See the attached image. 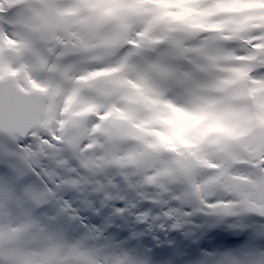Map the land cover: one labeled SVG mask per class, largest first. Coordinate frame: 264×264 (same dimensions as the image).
<instances>
[{"label":"rangeland","instance_id":"obj_1","mask_svg":"<svg viewBox=\"0 0 264 264\" xmlns=\"http://www.w3.org/2000/svg\"><path fill=\"white\" fill-rule=\"evenodd\" d=\"M0 9V79L45 95L29 139L21 144L15 135H0L1 261L15 264L5 251L17 258L35 251L39 257H28V264H53L60 251L63 261L89 264L69 251L83 253L85 236L110 239L72 226L53 233L41 212L51 206L24 188L14 186L8 195L6 168L37 190L43 181L32 177L33 169L50 180L59 177L76 193L94 194L101 183L114 189L118 179L122 193L139 188L157 201H183L188 194L201 216L226 213L225 231L246 234L253 221L264 229V71L256 67L264 61V0H0ZM114 24L111 36L103 33ZM194 112L204 118L195 119ZM233 161L254 167L231 168ZM221 175L236 178V186ZM209 198L215 203L202 207ZM258 230L250 229L243 243L251 264H264V240L249 245ZM177 236L182 245L200 240L181 230ZM112 239L122 244L123 238ZM93 250L95 261L101 256ZM225 251L237 249L218 253ZM143 259L136 260L147 264Z\"/></svg>","mask_w":264,"mask_h":264},{"label":"snow or ice","instance_id":"obj_2","mask_svg":"<svg viewBox=\"0 0 264 264\" xmlns=\"http://www.w3.org/2000/svg\"><path fill=\"white\" fill-rule=\"evenodd\" d=\"M23 98H5L0 96V120L3 119L5 111L9 113L10 119H15L19 123H26L28 116L23 111L16 112L15 105H22ZM195 119H203L204 115L194 112ZM25 137L20 143L23 144ZM33 176H36L43 183L39 189L31 193L33 199L45 206H51L48 209V215L45 216L44 222L53 233L67 223L70 224L77 233L99 232L115 239H121L122 244L133 243L129 240V234L133 236L140 234L138 243L148 241L152 232H155V238L159 239L163 235V231H169L170 235H178L179 230L184 224L181 221H190L193 219L191 210L187 205L180 206L178 199H162L154 200L145 198L149 193H143L138 196L132 191L121 193L115 197H104L100 191L94 194L87 192L76 193L75 191H62L59 177H53L51 180L39 174L38 170L33 169ZM139 191V190H138ZM102 198V199H101ZM215 203V198H209L205 205ZM183 208V212L181 211ZM157 213L158 215H150ZM186 212L187 215H183ZM144 213V215H140ZM226 213L212 211L209 213V219L206 224L201 227L211 234L224 226ZM151 222V227L148 225ZM159 226V227H158ZM243 237H236L229 240V243H239ZM159 252L160 247L154 249ZM169 259L162 264H172L171 249L167 250ZM0 264H11L10 261H0ZM120 264H124L121 260ZM192 264H251V257L237 251H225L222 253H202Z\"/></svg>","mask_w":264,"mask_h":264},{"label":"bare ground","instance_id":"obj_3","mask_svg":"<svg viewBox=\"0 0 264 264\" xmlns=\"http://www.w3.org/2000/svg\"><path fill=\"white\" fill-rule=\"evenodd\" d=\"M198 1V0H196ZM202 1V0H201ZM43 12H45V8L42 7ZM4 9H0V15L1 13H4L3 11ZM7 10V9H6ZM249 10H253V8L249 7ZM1 21V20H0ZM156 20L153 21V29L156 30ZM107 24V23H106ZM105 24V25H106ZM103 33L108 34L109 36H111L115 29L116 26L115 24L111 27V29L109 27H102ZM233 42V41H232ZM157 48V47H156ZM156 53V49L154 50ZM158 52V51H157ZM170 89H176V85L169 83L168 84ZM196 96V95H194ZM13 143H18V139L15 140ZM65 146H62V148L64 149V151L69 154L70 149L67 147V144L64 143ZM69 149V150H68ZM140 159L143 160H148V155H142L140 157ZM175 160V162L177 164H179V159L177 157L173 158ZM30 161L32 160V157L29 159ZM24 166V165H23ZM23 172L26 171V166L23 167ZM65 168H68V166H65ZM123 171H125V169H122ZM28 171V170H27ZM219 172V171H217ZM3 174L7 177V179L9 180V191L11 190V192L9 193L8 191V195L12 196V194H14L16 192V189H12L14 186L18 187V188H24V190H27L30 194L35 192L37 189L31 187L30 185H28L27 183H24L21 179L22 176H18V173H16L15 171H12L8 168L3 170ZM70 178L72 180H76L78 173L76 171H73L70 173ZM60 175V177H62V173L58 174ZM168 176H173L172 174H168ZM205 179H206V188L208 190L209 186V181L211 180V174H205ZM33 177V175H32ZM24 179V178H23ZM37 180V179H36ZM159 182H162V179H159ZM24 183V184H23ZM113 183L115 184V188H109V189H105L102 186L101 183V188H100V192L106 193L109 197L112 196L114 193L119 195L122 193L121 188H120V183L118 181V179H114ZM62 186V185H61ZM211 188V187H210ZM139 188L136 190V195L140 196L141 192ZM62 191H67L66 186H62ZM12 193V194H11ZM179 200V204L180 206L182 205H187L188 208L191 210L192 215H193V219H191L190 221H181L184 226L183 228H181V232H183L184 234H188L190 236H192L193 239L197 240L198 238H200V240L196 241L195 244H192L191 242L189 243H185V244H181L180 243V239L177 235H170V231H163V235L161 238L156 239L155 238V232H152V238L149 237L148 241L145 243H140V251H136L135 250V246L138 244V239H140V234L138 233L137 235L133 236L131 233L129 234V238L128 239H134V245H133V249L131 250L127 244H121L116 240H110L111 236H106L109 237L110 239L108 240L109 242L107 244H109L110 246H108L106 243H104L103 240L100 239V237H96L94 235V237L96 238V241L93 242L92 238L89 239L87 236H85L84 239H88V241L85 242L84 244V248L85 250L83 251V253H81L80 249L75 248L71 251H69V255H72L73 253L75 254V256L77 257V262L80 261L81 263H89V264H120V261L123 260L124 264H139L138 261L136 259H141L144 258L143 261L147 262V264H162V259L164 261H167L169 259L168 255H167V250L171 249L172 252V256H171V260H172V264H192V261H194L197 257H199L202 252H208V253H212V252H220L223 250H226L228 248V242L230 239L236 238V237H243L244 240L242 239L239 243H236V249L239 252H244L245 250L250 249V247L248 245H244L247 242L248 239V234L250 233V229L252 231H255V228L258 230L259 229V225L256 222H251V224L253 225V227H248L249 229H247L246 234L245 232H243V235L241 234L242 231H236V230H230V231H225L223 230V228H220L217 231H212L211 234H209L207 231H205L201 225L206 224L208 221V217H203L200 214H198L195 211H192V206L190 204V199H189V195L188 194H184L183 195V201H181L179 198H176ZM224 202H226L225 200H223ZM42 209V213L44 216L48 215L49 213L47 212V210L44 209V207H41ZM204 210H212V207H207ZM181 211L183 212V208L181 207ZM146 212V210H145ZM144 214V213H142ZM150 215L154 214V213H150ZM157 215V214H155ZM183 215H187L186 212L183 213ZM0 220H1V215H0ZM14 220V215L10 214L9 215V222L13 223ZM264 222V221H263ZM62 226L64 227H68L71 226L70 224H63ZM148 227H151V222L149 223ZM164 227H168L169 225H164ZM259 231V230H258ZM259 235L255 237V239H252L251 243L249 245H253V244H258V242L260 240H264V229L262 228L259 231ZM85 234V233H84ZM245 234V235H244ZM12 237H16L15 233H11ZM92 237V235L90 236ZM119 240V239H117ZM16 241V240H14ZM1 242V240H0ZM163 242H168V243H173L172 245H164ZM227 242V243H225ZM94 243H97V245L95 246V248H91L93 246ZM224 243V244H223ZM244 243V244H243ZM90 245V246H89ZM149 245L150 247H153L154 249L156 247H160V251L156 252L155 250L153 251L154 253H149L146 252V246ZM98 249L99 252V257L98 260H93L96 259L97 257L94 255L93 252H91V250L93 249ZM264 248V247H263ZM49 249H50V245H47L44 247V251L49 253ZM91 249V250H90ZM95 251V250H93ZM21 252V251H20ZM23 253V252H21ZM5 254L8 255L9 257H13V261L15 264H28L27 262V258L30 257L33 260H36L37 257H39V253L37 252H27V254H24L25 258H17L15 257L12 253H10V251H5ZM57 261L54 262L53 264H66L68 262V264H70V260L69 261H63L61 258L63 256V252H58L57 253ZM186 254V255H185ZM1 261V260H0ZM66 262V263H65ZM41 264H48L46 259H43V261L41 262Z\"/></svg>","mask_w":264,"mask_h":264},{"label":"water","instance_id":"obj_4","mask_svg":"<svg viewBox=\"0 0 264 264\" xmlns=\"http://www.w3.org/2000/svg\"><path fill=\"white\" fill-rule=\"evenodd\" d=\"M262 67H264V62L260 63ZM0 96L5 98H12L15 100L16 98H23L24 103L22 105H15L14 110L16 112L23 111L27 114L28 120L26 123H19L15 119L9 118V113L6 110L4 117L0 120V133L5 135L16 134L19 138L24 139L29 130L38 126L40 123V119L42 116V108L45 100V96L43 93H39L36 90H32L29 92H23L17 89L10 79L0 80ZM44 130H48V124H44ZM244 157L246 154L242 151ZM240 167H253L249 163H233V168ZM222 180L228 183L231 187H235L237 180L233 177L224 175L222 176Z\"/></svg>","mask_w":264,"mask_h":264}]
</instances>
